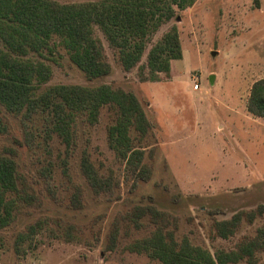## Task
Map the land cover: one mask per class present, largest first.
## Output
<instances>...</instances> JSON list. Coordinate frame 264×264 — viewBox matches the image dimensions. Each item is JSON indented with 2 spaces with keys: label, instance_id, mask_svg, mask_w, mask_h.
<instances>
[{
  "label": "rangeland",
  "instance_id": "obj_1",
  "mask_svg": "<svg viewBox=\"0 0 264 264\" xmlns=\"http://www.w3.org/2000/svg\"><path fill=\"white\" fill-rule=\"evenodd\" d=\"M172 27L181 57L170 60L168 75L140 80L149 48ZM92 36L110 66L92 81L57 36L49 41L52 52L24 54L0 36V52L49 68L35 93L55 84H107L133 93L149 126L143 136L130 128V145L143 149L150 177L132 188L125 159L109 147L107 128L116 117L110 105L93 121L71 113L59 134L48 112L37 109L22 120L0 103V156L13 160L16 180V190L0 188V264H155L145 245L158 228L211 253H242L259 239L251 254L228 264H264V212H257L264 208V119L246 108L252 83L264 79V0L174 5L170 19L151 27L129 70L95 24ZM89 171L96 184L103 181L101 190L91 186ZM148 205L162 216L136 215ZM235 213L242 215L233 234L220 237L215 220Z\"/></svg>",
  "mask_w": 264,
  "mask_h": 264
},
{
  "label": "trees",
  "instance_id": "obj_2",
  "mask_svg": "<svg viewBox=\"0 0 264 264\" xmlns=\"http://www.w3.org/2000/svg\"><path fill=\"white\" fill-rule=\"evenodd\" d=\"M193 0H90L84 2L57 3L46 0H0V36L14 52H52V37H60L70 62L87 81L101 78L110 72L103 60L101 46L92 36V25L101 28L108 44L117 51L124 70L132 68L141 58L148 33L152 26L167 21L173 6L183 7ZM181 57L178 33L172 27L149 48L146 54V71L139 72L140 80H155L158 73L169 74L170 60ZM50 77L49 68L42 62H29L0 52V103L15 114H23L22 120L37 109L51 114L59 134L64 129L65 117L71 113H85L91 121L96 119L103 105L115 109L116 117L107 128V140L111 149L125 159V167L132 175V188L140 180H147L149 169L143 163V149L130 145V128L140 136L147 132L148 122L136 96L123 89H113L107 84L85 86L81 84H55L35 93L36 86ZM247 111L264 119V79L254 81L250 87ZM24 122V121H23ZM93 188L103 186L94 182L93 172H86ZM93 180V182H92ZM14 162L0 156V188L16 190ZM137 216L149 213L162 216L153 206L138 207ZM214 209L212 214L221 213ZM260 214L264 208L257 209ZM241 213L229 219L215 220L214 225L222 238L233 234L241 220ZM252 219L253 213L249 216ZM258 240L242 246V253H252ZM147 254L155 264H228L242 257L237 251H215L190 243L187 238L177 239L160 228L146 240ZM239 249V248H238Z\"/></svg>",
  "mask_w": 264,
  "mask_h": 264
},
{
  "label": "water",
  "instance_id": "obj_3",
  "mask_svg": "<svg viewBox=\"0 0 264 264\" xmlns=\"http://www.w3.org/2000/svg\"><path fill=\"white\" fill-rule=\"evenodd\" d=\"M212 54H215V52H212ZM209 80L212 82L213 81V75L209 76Z\"/></svg>",
  "mask_w": 264,
  "mask_h": 264
},
{
  "label": "built area",
  "instance_id": "obj_4",
  "mask_svg": "<svg viewBox=\"0 0 264 264\" xmlns=\"http://www.w3.org/2000/svg\"><path fill=\"white\" fill-rule=\"evenodd\" d=\"M194 87H197V85L195 84V86Z\"/></svg>",
  "mask_w": 264,
  "mask_h": 264
}]
</instances>
